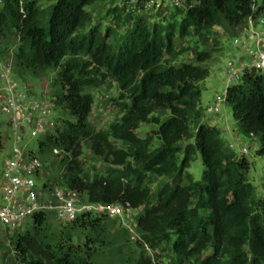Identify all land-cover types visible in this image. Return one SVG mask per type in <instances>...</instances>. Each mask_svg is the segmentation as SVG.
<instances>
[{"label":"trees","instance_id":"16d2710c","mask_svg":"<svg viewBox=\"0 0 264 264\" xmlns=\"http://www.w3.org/2000/svg\"><path fill=\"white\" fill-rule=\"evenodd\" d=\"M43 1L45 9L38 0H0V40L17 41L19 84L52 75L45 96L54 128L28 152L42 163L48 198L62 188L89 204L128 205L134 226L130 232L104 215L63 224L39 214L21 231L4 229L13 264H264V196L248 181L244 154L237 157L220 131L201 121L199 87L209 74L201 64L211 58L200 48L217 46L214 29L236 47L250 21L264 16V0H173L168 18L157 0H115L104 11L106 25L92 21L88 8L96 0ZM189 50H196L193 59L178 65ZM241 56L231 61L243 67L232 80H241L226 88L223 104L234 130L253 138L264 160V72ZM108 81L117 87L111 102L118 118L96 129L85 90ZM143 125L153 128L139 135ZM2 139L0 133L1 149ZM85 148L103 170L87 166ZM197 154L198 181L188 172Z\"/></svg>","mask_w":264,"mask_h":264},{"label":"rangeland","instance_id":"374dc122","mask_svg":"<svg viewBox=\"0 0 264 264\" xmlns=\"http://www.w3.org/2000/svg\"><path fill=\"white\" fill-rule=\"evenodd\" d=\"M115 0H96V2L88 8L89 13L91 14L92 21L94 23H102V25L108 24V19L104 17V11L106 8L110 7ZM121 1V0H116ZM41 8H46L49 3L43 0H38ZM157 9L160 10L161 14L170 17V12L167 10L169 7L170 10H173V0H158L156 5ZM167 14V15H166ZM164 16V17H165ZM161 17H163L161 15ZM252 28L249 30L251 35H257L264 31V16L261 17L256 24L254 21H250ZM254 25V26H253ZM218 35L217 46L214 42H210L205 47L200 48L206 52H211V58L205 63L201 64L202 67L209 69V74L207 78L199 84L201 89V99L200 106L204 113L201 121L207 125L215 126L220 131V136L222 140L229 146L232 147L235 155L237 157L242 156L243 148L248 152L244 154V157L251 163L250 169L248 172V181L252 184L255 190L256 197L264 196V160L258 157L255 154L257 150V145L254 142L253 138L242 137L237 134L233 128L232 123V112L230 107H226L223 104V99L225 95V90L231 85H236L240 82L241 76L232 80L235 69H238L239 63L235 62V69L230 68L231 71L227 70L229 61H236L241 55L243 56V61L246 66L251 65L250 53L255 49L254 42L255 36L252 38L246 37V32L244 31L239 38H237V43L244 45V47H234L232 38L226 39L224 36L223 30L220 28L214 29ZM235 41V40H234ZM16 39L9 37L7 39L0 40V49L3 50V55L0 58L5 63H7L10 74V79L16 83L18 86L19 82L16 79V69H13V55L16 46ZM178 45H184L186 48L192 47L193 42H178ZM212 50V51H211ZM196 51V50H193ZM193 51L189 50L187 54L178 59L177 64L183 62H190L193 59ZM52 79V75L48 74L47 76L42 77L38 82L31 80V83H27L26 87L30 89V95L34 96V99L43 100L46 93L49 94V84ZM22 87V86H20ZM86 93L93 96L94 104L92 107V112L90 114V121L95 126L96 129H105L107 126L116 118H118L117 109L112 105L111 99H115L118 95L117 87L113 82H106L105 86L100 89H86ZM219 98V100H218ZM47 99L50 101V97ZM218 109L217 113H207L208 108ZM197 126V122L194 123V128ZM152 126L143 125L139 132V135H143L144 132L151 130ZM0 133L3 140L2 149L0 148V161L3 160L7 155H9L13 149L14 145V132L8 123V118L6 115L0 112ZM21 145H27L28 150L33 149L36 146V138L25 137L23 142H20L18 147ZM83 155L86 159L87 166H96L99 170H103L104 167L97 162H94L88 159L89 152L85 148L83 150ZM203 171L202 163L199 154L196 155L194 161L191 163L188 172L192 175L193 179L198 181L201 178ZM164 179L159 180L158 184L164 183ZM0 204L3 205V202L0 200ZM132 219V218H131ZM52 223L58 225V223L52 219ZM133 222V219H132ZM132 222H125L124 227L132 226ZM28 222L24 223L19 230H23ZM3 226L0 225V264H13L14 257L12 249L10 246V241L6 231ZM163 252L160 253L161 261L165 262L167 259V247H163ZM107 264V263H106ZM109 264V263H108Z\"/></svg>","mask_w":264,"mask_h":264},{"label":"built area","instance_id":"2783aa9c","mask_svg":"<svg viewBox=\"0 0 264 264\" xmlns=\"http://www.w3.org/2000/svg\"><path fill=\"white\" fill-rule=\"evenodd\" d=\"M157 4L158 0L155 2ZM252 36L256 38L255 49L250 53L251 65L255 70L264 72V31L257 35L246 33V37ZM235 46L244 47L238 43ZM227 68L229 71L233 68L231 61ZM235 70L232 79L243 67ZM9 74L7 63L0 59V112L7 116L14 132V143L19 145L25 137L38 138L51 132L54 128V113L52 103L46 96L37 101L30 95L26 85L18 86ZM213 110L217 112L216 107ZM17 145L0 161V200L3 202V205L0 204V225L3 228L18 229L39 214H52L57 222L63 224L73 222L80 214H93L118 218L123 227L125 222H132L133 219L132 226L125 227L132 232L134 211L128 205L89 204L83 202L77 192L62 188H54L48 198L41 181L42 163L29 154L27 145ZM247 152L246 149L242 150V154ZM53 153L57 154V150Z\"/></svg>","mask_w":264,"mask_h":264}]
</instances>
